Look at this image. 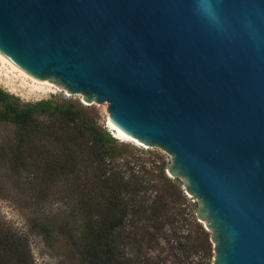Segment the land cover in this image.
<instances>
[{"label":"water","instance_id":"95a60500","mask_svg":"<svg viewBox=\"0 0 264 264\" xmlns=\"http://www.w3.org/2000/svg\"><path fill=\"white\" fill-rule=\"evenodd\" d=\"M0 53L169 153L213 264H264V0H0Z\"/></svg>","mask_w":264,"mask_h":264},{"label":"trees","instance_id":"16d2710c","mask_svg":"<svg viewBox=\"0 0 264 264\" xmlns=\"http://www.w3.org/2000/svg\"><path fill=\"white\" fill-rule=\"evenodd\" d=\"M0 126L12 128L0 132V196L35 213L32 231L67 235L84 264H122L124 246L141 251L181 230L186 247L211 248L197 202L167 174L163 156L146 152L147 166L89 107L68 99L22 102L0 86ZM54 202L67 215L40 216ZM0 264H35L29 237L1 216Z\"/></svg>","mask_w":264,"mask_h":264},{"label":"rangeland","instance_id":"374dc122","mask_svg":"<svg viewBox=\"0 0 264 264\" xmlns=\"http://www.w3.org/2000/svg\"><path fill=\"white\" fill-rule=\"evenodd\" d=\"M28 75L31 76L30 74ZM39 81L45 82L44 80ZM0 86L9 93L18 96L22 102H36L42 99H68L80 102L82 105L92 109L97 122L106 128L112 136L116 137L114 131L109 127L110 113L106 102H94L89 105V103L84 100L83 94L71 93L67 89L52 82H49V84L36 83L30 78L20 74L18 71L13 70L8 63H4L2 60H0ZM0 132L3 134H10L12 128L0 126ZM118 141L119 144L129 146L132 156L140 158L147 166L152 163V157L146 152L163 156L168 167L172 162V156L159 147H151L145 144L138 145L134 142H125L120 139H118ZM167 174L169 175L168 172ZM178 178L183 183L182 188L186 193L184 180L180 177ZM187 196L191 198V201L195 202V198L188 194ZM63 211L64 214L67 215L69 208L62 203L54 202L49 205L45 213L40 216L43 218L47 216L50 220H61L62 215H64L62 214ZM0 216L29 237L35 264L85 263L80 254V250L73 245L67 235L54 232L53 236L45 237L38 231H32L29 219L36 216L35 213L15 200L0 196ZM202 223L207 229V221L203 220ZM210 232L212 233V230H210ZM184 234L185 231L181 230L177 237H161V239L153 245L154 247L147 244L141 251L134 245L124 247L121 245L123 247V251L121 252L122 264H213L215 251L211 237V248L208 246H198L195 249H191L189 246H185Z\"/></svg>","mask_w":264,"mask_h":264},{"label":"bare ground","instance_id":"6f19581e","mask_svg":"<svg viewBox=\"0 0 264 264\" xmlns=\"http://www.w3.org/2000/svg\"><path fill=\"white\" fill-rule=\"evenodd\" d=\"M0 60H2L4 63H8L10 65V67L13 70L18 71L20 74H22L25 77L30 78L32 81L36 82V83H40V84H49V81H39L37 78L33 77V76H29L28 73H26V71L22 70V68H19L17 65H15L11 60H9L6 56L2 55L0 53ZM109 127L114 131L115 136L125 142H134L138 145H143L142 142H140L139 140L133 139L131 136H129L126 132H124L123 130H121L118 126H116L113 122H111L109 120Z\"/></svg>","mask_w":264,"mask_h":264}]
</instances>
